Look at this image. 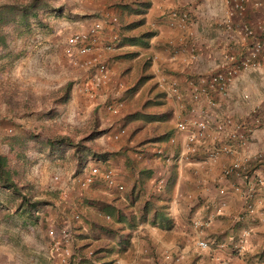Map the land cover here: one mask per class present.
I'll return each mask as SVG.
<instances>
[{
    "label": "crops",
    "instance_id": "1",
    "mask_svg": "<svg viewBox=\"0 0 264 264\" xmlns=\"http://www.w3.org/2000/svg\"><path fill=\"white\" fill-rule=\"evenodd\" d=\"M233 1L237 0L84 3L83 11L119 17L124 27L119 35L121 44L117 40L113 51L103 52L100 47L95 54L102 52L101 58L107 55V61L112 56L151 60L147 73L151 78L135 92V106L127 102L130 97L124 94L126 100L118 122L126 127V134L120 141L105 146L106 149H99L120 153L107 165L115 170L124 191L108 189L101 179L81 188L77 181L82 176L75 173L78 162L73 159L76 166L68 169L71 176L67 182L56 184L61 201L52 210L40 208L35 214L41 225L49 227L54 219L58 226L57 218L65 208L78 210L83 220L75 225L76 247L95 249L96 263L264 264V187L257 184L258 179L264 178V70H246L233 76L223 94H213L211 90L202 94L201 89L199 101H193V89L201 79L207 80L220 67L230 65V58L247 52L250 39L244 35L243 28L251 29L256 37L264 40V0H244L240 13L232 9ZM132 2L144 3L147 7L142 9V14L117 8V4ZM172 12L185 14L187 18L185 21L172 18ZM111 28L104 30L102 44L114 32ZM145 33H153L146 48L133 45L132 39ZM119 65L121 75L130 73L129 67H123L121 62ZM109 88L101 87L99 95ZM172 89L179 92L181 99L171 95ZM156 92L165 93V104L155 105L149 111L150 116L158 118L127 122L125 117L141 111ZM226 117L236 123L245 122L251 130L244 135L245 142H233L234 152L221 154L211 161L208 154L224 138L214 133L215 124ZM192 120H207L210 130L194 159L188 161L181 156L186 150L187 133L177 132L175 126ZM172 130V144L160 140ZM224 140L228 141L226 137ZM158 151H163L162 157ZM244 159L249 161L245 174L222 177L224 167ZM99 165L101 169L106 167ZM58 166L61 165L52 164V175L58 174L55 169ZM171 176L167 189H158L161 180L166 183ZM235 187L239 190L235 191ZM246 193L250 196L253 214L245 212ZM107 211L113 212L114 220L112 217L106 220ZM131 218L135 223L128 227ZM121 235L127 243L117 247ZM199 241L212 244L202 250L197 247ZM50 243L40 247L45 258L43 264H63L61 250ZM25 246L30 247L23 245V251ZM113 246L116 249L110 252ZM17 249L15 245L13 250ZM5 258L4 264H29L26 257L23 261Z\"/></svg>",
    "mask_w": 264,
    "mask_h": 264
},
{
    "label": "rangeland",
    "instance_id": "2",
    "mask_svg": "<svg viewBox=\"0 0 264 264\" xmlns=\"http://www.w3.org/2000/svg\"><path fill=\"white\" fill-rule=\"evenodd\" d=\"M94 1H56L54 7L41 16V20L48 23V26L42 27L32 21L29 33L12 38L7 49H0V139L16 135L32 138L15 149H9L7 144L0 141V157L8 158L12 167L18 170V176L22 178L19 179L21 185L29 183L33 187L31 193L43 199L47 198V195H42L45 191L59 190L56 184L67 182L71 176L68 169H71V165L76 166L66 146H62L61 152L50 154L46 148L50 138L59 134L77 142L91 131H104L102 136L89 142L95 149H104L111 142L120 141L114 140V135L120 129L125 130L126 134V127L118 122L122 118L121 108L126 100L124 94L139 85L138 81L142 77H148L146 82L151 78L147 74L151 60L147 57L137 59L112 56L107 61V55L104 54V59L98 55L99 60L106 62L108 66L105 76L107 81L100 85L93 100L84 95V85L87 83L92 88L90 82L98 79L95 76L97 74L93 76L89 73L87 79L85 70L75 64L78 56H66L64 45L84 23L80 17L92 13L83 11L84 3L92 4ZM103 50L106 51L104 48ZM100 53L102 52L98 54ZM122 57V61H119ZM120 62L123 67L130 68L128 75H121ZM102 78L104 77L101 76ZM69 85L71 92L68 99L62 104H55ZM101 87L110 88L99 95ZM134 94L127 101L132 105ZM99 97L102 99L99 100ZM110 106L115 110L109 111L107 107ZM40 115L45 118L39 119ZM170 125L169 121L167 126ZM53 163L61 165L55 168L58 174L52 175ZM15 207V197L0 189V263L4 264L7 260L5 256H10L18 261H23L26 257L29 264L38 260L43 264L42 259L45 258L41 256L43 253L40 247L50 243L48 232L56 226L55 219L49 227L40 222L34 225L22 215V210L18 212ZM45 209L53 208L47 205L42 207V210ZM27 244L30 247L25 246L26 250L23 251V245ZM15 245L18 246L16 251L13 250Z\"/></svg>",
    "mask_w": 264,
    "mask_h": 264
},
{
    "label": "built area",
    "instance_id": "3",
    "mask_svg": "<svg viewBox=\"0 0 264 264\" xmlns=\"http://www.w3.org/2000/svg\"><path fill=\"white\" fill-rule=\"evenodd\" d=\"M243 2L244 0L233 1L231 7L236 12H241L243 10ZM172 18L179 19L181 21L186 20L185 14H178L176 12L171 13ZM91 22L86 27V23ZM119 21L115 16H107L104 15L103 19L100 20H92V21H84L82 26L79 27L77 31H75L66 41L64 45V54L66 56L76 55L78 56V60L75 61L76 65H79L81 70H85L86 78L88 79L89 73H92L93 76L95 74L98 79H94L90 82V85L93 86L89 88L87 83L84 85L83 93L84 95H88L89 99H93L100 88V85L104 84L107 80H105L106 73L108 71V66L106 62H101L99 60L100 54H93V50L96 47H101L111 52L114 49V44L118 40V32L116 31L119 28ZM111 28L114 32L111 34L105 43H101L103 40V32L108 27ZM244 35L250 39L249 46L247 48V52L243 53L239 57L230 58V65L220 67L218 71L212 73L207 80L201 79L198 82V87L193 89V101H199V93L206 94L209 90L213 94H223L228 90V86L231 82V78L233 76L239 75L241 72L246 70L250 71H261L264 70V40L254 35V32L245 27L243 28ZM98 48V49H99ZM97 50V49H96ZM105 51V52H106ZM104 52V50H103ZM99 55V56H98ZM96 72V73H95ZM101 76L104 77L101 79ZM203 87H208L206 90H203ZM171 95L176 99H181V96L178 91L172 89ZM210 103V102H209ZM212 104V103H210ZM119 106V105H118ZM109 111L115 110L113 106L107 107ZM175 130L179 133H187L186 138V150L183 155H181L185 160L191 161L194 159V155L197 154L199 148L203 145V140H205L206 136L209 134L210 125L207 120L205 121H196L192 120L190 122H178L176 123ZM251 129L246 127V123H236L230 118H224L218 121L215 124L214 133L218 137H226L228 139L225 142L224 138L220 141L221 144H218L213 147V149L208 154V158L211 161H215L221 154H231L236 149L233 145V142L239 141L241 143L245 142V134L249 133ZM125 134V130L120 129L116 135H114V140H119ZM169 144L174 142V138H169ZM219 143V142H218ZM158 154L162 157L163 151H158ZM173 159L170 160V163ZM249 161L244 159V161H234L228 167H224L222 170V177L227 178L230 176H241L245 174L248 170ZM81 179L79 180L81 188H87L94 184L97 179H101L105 186L111 190L124 191V186L121 183H118L117 174L111 168L101 169L99 162L96 158H89L86 166L84 168V172L81 175ZM57 180V177L54 178ZM165 182L161 180L158 185V189H162L165 186ZM259 187H264V178H260L257 181ZM235 191L239 189L237 187L234 188ZM220 193H223L221 191ZM249 195L244 196L245 198V212L249 214H253L254 210L251 204H249ZM74 226L79 223V216L74 214ZM77 220V222H75ZM106 220H109V217H106ZM204 224L202 223V226ZM71 225L69 221H65L61 223L60 226L56 228H51L48 232L50 240L53 242V247L56 250H61L62 256L64 257V263L66 264L67 258L70 257L73 253V249L76 247V238L77 236L74 234L75 227ZM212 244L211 241H199L197 243V247L202 250H207L210 248ZM220 247H223L221 245ZM87 250V255L90 257L94 256L95 252L90 249ZM166 259L168 257L166 256Z\"/></svg>",
    "mask_w": 264,
    "mask_h": 264
},
{
    "label": "trees",
    "instance_id": "4",
    "mask_svg": "<svg viewBox=\"0 0 264 264\" xmlns=\"http://www.w3.org/2000/svg\"><path fill=\"white\" fill-rule=\"evenodd\" d=\"M58 0H0V49H7L9 46V41L12 38H15L16 36L19 37L20 35H25L29 33L31 23L32 21L37 22L38 24L44 26H48V23H46L44 20H41V16L50 8L54 7V3ZM133 6H136V8H132ZM147 6L143 3L141 5H137V3H125V4H117V8L122 9L123 11L129 10V12L137 11V13L142 14V9H145ZM59 12V10H57ZM136 13V12H134ZM104 18V14H100L98 12L93 13H87L84 14V16L80 17L83 21H92V20H100ZM121 19V18H120ZM119 17H117V20L119 21V28L118 33L121 35L122 32V25L120 22ZM153 35V33H145L141 35L138 38L132 39V43L135 46L146 48L147 46V40ZM121 38L119 36L118 44H121L120 42ZM116 41V43L118 42ZM114 44V48L115 45ZM10 56V55H7ZM148 77L141 78L138 82L139 85H135L132 89H129V91L126 93L127 96L130 98L132 95L137 91V89L140 88L141 82H146ZM143 83V84H144ZM142 84V85H143ZM71 85V84H70ZM70 85L67 86L63 90V94L59 99L55 101V104H62L64 103L70 94ZM91 100V99H90ZM93 100V99H92ZM165 100V93L156 92L153 95V98L149 101H146L142 107L141 111H135L131 113L129 116L125 117L126 121H148V120H154L158 117L150 116V110L153 109V107L164 105ZM138 103V102H137ZM133 106H135V100L133 103ZM145 112V113H144ZM45 118L43 115H40L39 119ZM104 134V131H97L93 132L91 131L88 135L78 139L77 142L73 141L72 139L64 136L56 134L57 137L50 138L51 141L49 144L46 145V148L50 152V154H57L61 152L62 146L68 147L69 151L71 152V156L73 159H77V175L83 174L84 168L86 166L87 160L91 158H96L97 161L101 164H105L106 168H110L107 163L116 158L120 153L119 152H105L101 151L99 149H95L93 146L89 144L91 140H94L98 136H102ZM173 137V130L170 132H167L165 135L160 137L161 141L168 142L169 138L171 139ZM35 138V137H34ZM31 137L26 136H19L16 135L15 137L10 138H2L0 141L4 144H7L9 146V149H15V147H19L21 145H24L26 142L31 140ZM37 139V138H35ZM172 144V143H170ZM128 164V163H127ZM171 168V167H170ZM22 170L24 168L21 167ZM173 169V168H171ZM115 171V170H114ZM23 172V171H22ZM143 173V172H142ZM140 173V175L142 174ZM148 176V175H147ZM22 178H19L18 176V170L12 167V164L10 163L8 158L0 157V189L7 191L9 194H11L13 197H15V209L19 211H23L22 215H25L32 224H37L39 222L38 216L35 214L38 212V210L44 206H51L52 208H55V203L58 201H61V191L60 190H51V191H45L44 195H47V198L43 199L39 196H34L31 191L33 189L32 185L29 183H25L24 185H21L20 180ZM172 176L169 178V180L166 182L164 188L167 189V186L171 182ZM80 185L79 181H77ZM81 187V186H80ZM163 188V189H164ZM164 189V190H165ZM27 191V192H26ZM42 193V192H41ZM84 197V196H82ZM51 200H56V202H53ZM78 211V210H77ZM74 211L73 209H67L65 208L64 211L60 213V217L57 218V222H59V226L61 223L65 221H69L72 226H74V214L80 215V220L82 219L81 213L78 211ZM108 212V211H107ZM119 214V213H118ZM104 216L113 218L114 215L113 212L105 213ZM105 217V218H106ZM108 220V221H109ZM135 223V220L133 218L129 219L127 225L132 226ZM75 227V226H74ZM53 228H56L53 226ZM76 229V228H74ZM120 241L117 244V247L119 244L126 245L127 240L123 239L124 236H119ZM80 240V237H78ZM51 241V240H50ZM53 246V242L50 243ZM111 251L113 252L114 249H116V246L111 247ZM97 253V252H96ZM95 254V253H94ZM95 255L90 257L87 255V250L85 247H75L73 249V253L70 257L67 258L66 264H107V263H96L97 259L94 260Z\"/></svg>",
    "mask_w": 264,
    "mask_h": 264
},
{
    "label": "clouds",
    "instance_id": "5",
    "mask_svg": "<svg viewBox=\"0 0 264 264\" xmlns=\"http://www.w3.org/2000/svg\"><path fill=\"white\" fill-rule=\"evenodd\" d=\"M117 18V17H116ZM114 50V49H113ZM108 53V52H107ZM58 226H59V223H58ZM58 226H55V227H58Z\"/></svg>",
    "mask_w": 264,
    "mask_h": 264
}]
</instances>
